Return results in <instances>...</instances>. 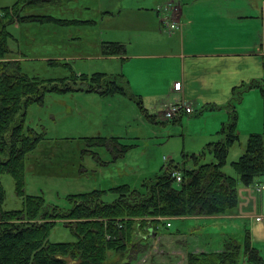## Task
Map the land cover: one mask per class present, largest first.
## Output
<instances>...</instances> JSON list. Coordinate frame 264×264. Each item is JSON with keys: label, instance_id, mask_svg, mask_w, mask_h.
I'll return each mask as SVG.
<instances>
[{"label": "rangeland", "instance_id": "obj_1", "mask_svg": "<svg viewBox=\"0 0 264 264\" xmlns=\"http://www.w3.org/2000/svg\"><path fill=\"white\" fill-rule=\"evenodd\" d=\"M18 1L0 0V7L10 6ZM224 1L237 2L245 7L244 13L255 16L238 21V29L245 37H248L249 33L256 32V36L260 33L264 42V0ZM168 4L167 15L174 9L171 2ZM81 5H88L92 10L83 8L77 10L76 4L70 1L35 7L37 9L43 7L37 10L38 12L48 11L47 13L56 18L74 21L66 24L70 25L68 27L58 25L56 22L43 24L35 21L24 22L21 25L11 23L7 26L10 32V53H13L22 64L25 73L42 79L66 77L72 79L86 74L106 73L104 71L107 69L117 72L106 74L119 75L123 78L125 76L129 80V77L134 75L136 67L145 63L147 65L138 69L141 72L138 81L159 82L156 77L153 81L152 77L161 76L160 73L176 79L177 68L173 59L156 60L162 64L158 72L155 66L148 65L152 62L145 59L110 58V55L104 53L98 56L97 42L103 39L110 40L106 42L115 41L111 39L136 40L138 36L131 30L132 28L143 30L138 21L146 18L143 12L142 16H126L127 10H123L116 17H112L115 20V26L112 27L108 20L110 17L103 19L99 14L98 0H83ZM165 6V4L163 7L158 6V12H162L159 7ZM242 11L243 8L237 13ZM27 12L29 13V10ZM90 22L96 24L74 25ZM225 39L234 42L241 38L239 34H233L226 36ZM57 40L60 41L56 42ZM241 40L243 44H251L250 41ZM92 44H95V47H92ZM103 50L104 47L102 52ZM134 52L135 49L131 48L127 54L131 55ZM55 54L60 57L54 56ZM67 55L74 57L66 58ZM166 81L162 86L166 87ZM55 83L59 86L61 84L59 79H56ZM119 83L125 87L126 93L119 89L110 93L86 90L46 91L42 102H34L28 106L24 119L25 128L42 135V140L25 157V194L42 195L48 204L64 210L70 207L69 198L72 195L95 189L103 191L105 201L113 202L118 197L116 193L118 186L140 188L144 180L163 172L170 165L191 166L194 162L214 161V155L203 152L208 143L222 138L219 130L220 125L222 126L228 118L225 112L216 114L204 108L201 103L195 104L194 100L184 99L193 103L195 112L171 118L164 115L165 110L171 105V98L166 96L168 95L166 92L160 94L158 98L149 99L139 92L148 93L136 80L133 83L130 81L125 83L121 77ZM259 89L263 94L262 89ZM249 103L248 108L240 107L243 118L241 117L238 123V133L241 137L231 146L224 167L227 174L235 177H238V174L233 163L244 153L252 129H257L254 133L264 134L262 105L257 98H253ZM193 154H196L197 158L192 159ZM0 179L6 194L4 207L23 208L25 198L18 194L14 175L5 172ZM244 207L243 210L247 211ZM262 209L257 213L260 218L257 220L256 216L253 218L256 223L264 224V221H260L264 216V203ZM195 217H162L164 221L171 220L172 227L164 230L160 238L156 237L157 244L155 238L147 239L151 242L150 245H142L137 241L138 231H144L141 230L143 228L140 220H137L132 243L139 248L135 249L134 246L130 248L128 255L133 258L131 263L187 264L186 255L189 251L216 250L224 240L216 229L219 225L213 222L214 219H207L208 216H204L205 218L200 220L204 226L199 227ZM64 223L57 221L51 230L50 241L76 240L74 233ZM177 234L181 235L177 237ZM240 236L241 239L245 238L244 234ZM137 252L141 253L135 259ZM261 252L264 259V250ZM241 264H250L246 256L241 260Z\"/></svg>", "mask_w": 264, "mask_h": 264}, {"label": "trees", "instance_id": "obj_2", "mask_svg": "<svg viewBox=\"0 0 264 264\" xmlns=\"http://www.w3.org/2000/svg\"><path fill=\"white\" fill-rule=\"evenodd\" d=\"M57 1L61 0H19L0 7V178L5 172L12 173L18 194L25 198L23 208L6 209V194L0 179V264H132L133 258L128 255L130 248H139L132 243L137 220L144 230L138 231L137 241L150 245L147 239H156L169 228L162 217L233 214L240 201V183L250 186L261 179L264 184V134H250L244 153L233 163L238 177L224 171L231 146L240 140L236 108L243 90L238 89L228 105L233 112L220 130L222 138L208 143L203 152L214 155V161L194 162L191 166L170 165L144 180L140 188L118 186V197L113 202L105 201L99 189L74 194L66 210L48 204L42 195L24 193L25 157L42 140V135L24 125L31 103L42 102L46 91L54 90L110 93L119 89L127 92L119 83L123 76L99 72L72 79H42L29 76L17 59H9L14 54L10 53L7 26L15 20L74 23L52 15H27L25 12ZM103 47L106 55L124 54L125 51L121 42H106ZM56 79L63 87L55 83ZM191 158H197L196 154ZM174 171L182 174L181 181L174 177ZM58 220L66 222L64 224L76 240H49ZM251 237L248 232L243 240L226 236L220 250L187 252L186 263L241 264L246 256L250 264H264L262 252L253 245Z\"/></svg>", "mask_w": 264, "mask_h": 264}, {"label": "crops", "instance_id": "obj_3", "mask_svg": "<svg viewBox=\"0 0 264 264\" xmlns=\"http://www.w3.org/2000/svg\"><path fill=\"white\" fill-rule=\"evenodd\" d=\"M62 1L75 3L77 10H81V8L92 10L88 5H81L83 0H61L56 3H61ZM98 1L100 4L98 8L99 14L102 15L103 19L110 17L108 20H110V26L112 27L115 26V20L112 17H116L123 10H127L126 16H142V12L146 15V18L138 20L140 26H142L140 28L143 30L131 27V31L138 36L136 40L111 39L115 40L113 42L124 43L126 47L123 52L124 54L110 55V58L145 59L146 61H151L152 63L148 65L155 66L154 68L158 72L162 68V64L160 65L156 60L159 58L174 60L177 68L176 79L173 77H165V74L160 73L161 76L156 75L152 77L153 81L156 77L159 82L154 81V83H150L149 81H138L137 78L141 73L138 69H142L143 66L147 65L145 63H141L136 67L134 75L132 77L130 76L129 80L124 76L123 81L125 83L129 81L133 83L136 80V82L143 85L144 90L148 91V93L139 91L143 96L149 99L158 98L160 94L166 92L168 94L166 96L171 98L170 104L184 99L194 100L195 104L201 103L204 108H208L216 114L225 112L228 120L229 115L233 112L232 108L228 107V105L233 99L235 89H238L243 90L242 98L236 108L238 123H240L241 117L243 118L240 107L248 108L250 105L249 102L253 101V98H257V101L261 103L264 113V42H262L260 33L258 36H256V32L254 34L249 33L248 37H245L239 31L237 26L238 21L255 17L252 14L244 13L246 11L244 6L237 2L224 0ZM169 2L172 3L174 8L169 12L170 19L179 23V28L172 30V32H168L164 24H162V15L157 10L158 6L163 7L164 4L169 9ZM43 7H46V5ZM43 7L39 9H43ZM242 8L243 11L237 13ZM39 9L34 7L29 10V13L27 11L25 12L27 15H51L47 13L48 11L38 12L37 10ZM57 18L63 19L60 17ZM24 22L31 21L15 20L12 24L21 25ZM95 24L96 22L74 25ZM58 25L62 24L58 23ZM62 26L68 27L70 25ZM124 26L126 27V25ZM233 34H239L241 39L250 41L251 44H243L241 39L234 42L225 39L226 36ZM59 41L57 40L56 42ZM106 41L110 40L103 39L97 42L99 49L98 56L103 53V43ZM91 46L95 47V44ZM131 48H134L135 52L128 55L127 51ZM54 56L60 57L57 54ZM73 57V55H67L66 58ZM13 58H15V55ZM104 72L116 73L117 71L106 69ZM165 81L166 87L162 86ZM259 88L262 89L263 94L259 92ZM222 126L220 125L221 128ZM252 130V133L257 132V129ZM254 185L262 186V189L264 188L261 179L257 180ZM254 185L246 186L242 183L239 184L240 201L237 211L235 210L233 214L206 218L214 219L213 222L220 226H217L216 229L223 238L231 235L239 240H243L240 234H244L245 236L247 232L250 233L253 238V245L263 251L264 224L256 223L253 218L256 216L257 220L260 217L257 213L260 212L258 210L263 208L264 194H262V189L258 190V187ZM243 206H245L244 208L247 211L243 210ZM195 218H197V226L203 227L204 224L200 220L205 217L196 216ZM260 221H264V216H262V220ZM180 235L177 234V237ZM155 244H157V239ZM218 246L216 250L222 249L224 247V241L222 240Z\"/></svg>", "mask_w": 264, "mask_h": 264}, {"label": "built area", "instance_id": "obj_4", "mask_svg": "<svg viewBox=\"0 0 264 264\" xmlns=\"http://www.w3.org/2000/svg\"><path fill=\"white\" fill-rule=\"evenodd\" d=\"M159 9L162 11L160 13L162 15V21H163L162 23L164 24L168 32H172V30L179 28L178 25L179 23L171 20L169 14L167 15L168 9L166 6L164 8L159 7ZM194 112H195V108L193 107V103L191 101L182 100L171 104L165 111L164 115L172 118L180 114H184V113L192 114ZM173 175L178 181L182 180V174L179 171H174ZM257 187L258 190L262 189V186H257ZM259 218L260 217H258V219ZM166 225L167 227H170L172 225L171 221L167 220Z\"/></svg>", "mask_w": 264, "mask_h": 264}]
</instances>
